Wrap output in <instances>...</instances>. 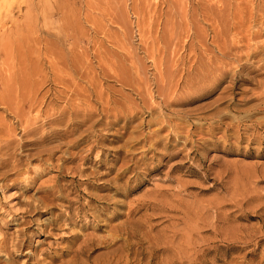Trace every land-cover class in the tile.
<instances>
[{"label": "rangeland", "instance_id": "1", "mask_svg": "<svg viewBox=\"0 0 264 264\" xmlns=\"http://www.w3.org/2000/svg\"><path fill=\"white\" fill-rule=\"evenodd\" d=\"M5 31L44 105L0 104V264H264V0H0Z\"/></svg>", "mask_w": 264, "mask_h": 264}, {"label": "bare ground", "instance_id": "2", "mask_svg": "<svg viewBox=\"0 0 264 264\" xmlns=\"http://www.w3.org/2000/svg\"><path fill=\"white\" fill-rule=\"evenodd\" d=\"M205 18V17H204ZM204 30V29H203ZM8 31H5V32H3V33H1L0 32V42H4V45L6 44V45H9V44H13V45H16V46H22V43H20V42H18L17 41V39H16V37H15V35L13 34V33H11L10 31L7 33ZM259 32V31H258ZM261 32V31H260ZM260 32H259V34H260ZM256 33V32H255ZM169 35V34H168ZM7 38H10V40L8 41L7 40ZM222 41V40H221ZM217 46V45H216ZM219 46V45H218ZM6 47V46H5ZM218 48V47H217ZM219 49V48H218ZM217 49V50H218ZM162 52V51H161ZM209 52V51H208ZM225 52L221 49H219V56H220V59L222 60L223 59V57H224V55L226 54H224ZM13 54H14V52H13ZM44 54H46L48 57H51L52 55L50 54V52H49V55H48V52H46V53H44ZM15 55H17L18 57L17 58H19V64H21L20 66H22L20 69H22V68H24V65H25V63H24V61H26V57L28 56V54H27V50H26V52L23 50V49H21V50H17L16 51V53H15ZM0 57L2 58V60H5L6 61V63L7 64H9L11 61L13 62V60H11V59H8L7 57V55H6V52H4V50H1L0 51ZM7 58V59H6ZM218 59V58H217ZM14 60H16V59H14ZM46 60H49V59H47L46 58ZM51 60L52 59H50L49 61L51 62ZM219 60V59H218ZM17 61V60H16ZM219 62V61H218ZM6 63L4 64L5 65V68L4 69H6ZM24 63V65H22ZM219 64H220V62H219ZM217 65V64H216ZM13 66V65H12ZM8 67V66H7ZM10 67V66H9ZM9 67H8V69H9ZM220 67V66H219ZM3 69V68H2ZM12 69V68H11ZM13 70V69H12ZM12 70H11V72H12ZM16 70V69H15ZM135 71H137V69H134ZM222 70V69H221ZM220 70V71H221ZM3 71V70H2ZM7 71V70H6ZM1 72V71H0ZM219 72V71H218ZM1 73H3V72H1ZM0 73V74H1ZM29 73V72H28ZM211 73V72H210ZM220 73V72H219ZM4 74L5 75H7L6 77H2L1 75V77H0V79H2V80H0L1 82H2V84H3V88H0V104H2V106L4 105L5 106V109H6V111L8 110V112H10L11 114H13L14 115V117L16 118V119H19L18 121H20V123L22 124V132H23V134H27L28 132H27V129L30 127V124H29V122H30V120L28 121V119H26L27 117H26V115L24 116V117H26L25 118V120L22 118V116H21V114H20V111L18 110L19 108H21V107H23V108H27V112H28V109L30 110L33 106H36L37 108H40L41 106H42V104L44 103V102H42V101H37L36 100V102L35 101H33L32 99H31V96H33L34 94H32V93H30V91H32V89H33V87H31L32 89H29V90H26V84H27V86H28V83L26 82V84H24V74L22 73V71H20V72H18L17 74H14V73H10V72H8V73H5L4 72ZM220 75V74H219ZM223 75V74H222ZM4 76V75H3ZM116 76V75H115ZM60 78V77H59ZM160 81L159 82H163V80H162V77L159 79ZM20 83V84H19ZM0 86V87H1ZM19 87V90H18V95H16L15 97V99H11V98H13V96H11V91H12V88H17V87ZM33 86V85H32ZM29 87V86H28ZM15 89H14V91H13V93L15 92ZM36 91H38V90H36ZM35 91V92H36ZM33 92V91H32ZM37 93V92H36ZM62 93H63V91H62ZM15 94H16V92H15ZM32 94V95H31ZM31 95V96H30ZM35 96V95H34ZM44 97V96H43ZM36 97H33V99H35ZM42 98V97H41ZM14 100V103H12L11 101H13ZM39 100H42V99H39ZM36 103V104H35ZM40 103V104H39ZM13 104L15 105L16 104V107H17V105H18V107L21 105V107H17V109H15V107L13 106ZM48 104V103H47ZM44 105V104H43ZM45 105H46V103H45ZM3 106V107H4ZM78 106V105H77ZM35 107V108H36ZM36 108V109H37ZM42 108V107H41ZM61 108H63V107H61ZM44 109V108H43ZM48 109V108H47ZM21 110V109H20ZM22 111V110H21ZM44 111V110H43ZM46 111V110H45ZM44 111V112H45ZM63 111V110H62ZM38 112V111H37ZM49 112V111H48ZM24 113H26V112H24ZM24 113L22 112V115H24ZM29 114V113H28ZM12 115V116H13ZM42 115V114H41ZM47 116H48V114H47ZM46 116V117H47ZM38 118V117H37ZM49 119V118H48ZM32 120H33V118H32ZM31 123V122H30ZM34 123V122H33ZM20 124V125H21ZM33 125V124H32ZM20 127V126H19ZM31 128V127H30ZM27 136V135H26Z\"/></svg>", "mask_w": 264, "mask_h": 264}]
</instances>
